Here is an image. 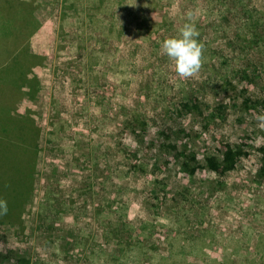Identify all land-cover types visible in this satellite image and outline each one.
I'll use <instances>...</instances> for the list:
<instances>
[{
	"label": "rangeland",
	"instance_id": "374dc122",
	"mask_svg": "<svg viewBox=\"0 0 264 264\" xmlns=\"http://www.w3.org/2000/svg\"><path fill=\"white\" fill-rule=\"evenodd\" d=\"M21 1L37 24L0 25V68L30 42L44 54L40 151L21 217L0 222V264H264V0H0V13ZM185 23L202 56L182 78L161 43ZM224 145L243 153L221 175L206 160Z\"/></svg>",
	"mask_w": 264,
	"mask_h": 264
},
{
	"label": "trees",
	"instance_id": "16d2710c",
	"mask_svg": "<svg viewBox=\"0 0 264 264\" xmlns=\"http://www.w3.org/2000/svg\"><path fill=\"white\" fill-rule=\"evenodd\" d=\"M25 4L26 2L21 1V7L17 9L16 12H7L9 16H6L5 13L1 11L0 20L2 24L0 25L2 29L7 31L8 35H13L15 33L17 30L16 22L19 20L26 22L27 27L37 24L36 18L33 17V10L27 8L23 12L22 9L23 7L25 8ZM12 6L13 5H10L9 7ZM243 9L250 20L258 18L254 24H252V28L255 29L262 26L259 23L261 21L259 18L263 17L260 12L249 6H245ZM250 15L253 16L250 17ZM243 39L246 40L248 37L245 36ZM35 59L40 62L43 58L39 55L32 54L29 50V45H25L18 49L8 59L9 61L0 68V74L3 75V80H0V83L10 80V77L17 79V82L10 83H25V77L30 71L29 63H27L26 60L33 61ZM31 65H33V62ZM34 88L35 86H32V90H34ZM189 103L185 104L184 107L187 111L191 112L192 108ZM194 107L196 108L197 106L194 105ZM218 109H220V107L213 108L209 111L207 116H204V114L200 112V115L205 119V128H208L211 122L216 121L218 118V113H216ZM220 112L219 110V113ZM20 121L21 120L16 121L5 118L3 114H0V200L7 202L8 209L6 214L0 215V220L5 221H0L1 223L17 221L21 217L29 193L34 187L35 169L37 167L40 150L39 146L32 144V142L36 141L38 136L24 119ZM17 140H19L21 144H18ZM224 146L225 151L222 159L212 156L208 157L206 160L208 168L221 175L232 171L240 158V154L243 153L241 148ZM261 151H263L262 154L264 155V149ZM181 156L183 157L181 158L183 160V162H181L183 171L194 175L199 168L197 165L191 166L190 164V162L195 163L197 160L195 153H188L187 148L183 147ZM15 174H17V179L13 177ZM222 263L229 264L230 261ZM17 264H32V262L28 258L21 257L18 259Z\"/></svg>",
	"mask_w": 264,
	"mask_h": 264
},
{
	"label": "crops",
	"instance_id": "0c3cea01",
	"mask_svg": "<svg viewBox=\"0 0 264 264\" xmlns=\"http://www.w3.org/2000/svg\"><path fill=\"white\" fill-rule=\"evenodd\" d=\"M38 31H36L37 33ZM35 33V34H36ZM33 39V38H32ZM32 42L29 44V50L32 54L34 55H39L43 59L38 62L36 59L35 60H26L27 63H29L30 71L27 73L25 79V83L19 82L18 84H13L17 82L16 78L10 77V80L0 83L2 85L0 86H12L14 87L15 90H17V98H15V101H6L2 102L0 100V114H3V117L5 118H10L12 120H21L24 119L25 122L29 124V127H31L35 133L37 134L38 138L36 141H33L32 144L38 145L39 146V129H38V122H37V115L36 111L39 109L37 104L39 103V95L38 93H41L43 91L42 86H43V81L41 76L37 73V67H40L44 65L46 62L45 57L43 56L44 54H39L38 52H34L32 45ZM33 62V65H31ZM2 74H0V80L2 79ZM13 82V83H10ZM32 87L35 86L37 88L36 90H31V93L29 96H25V87ZM24 91V92H23ZM16 95V94H15ZM19 98V99H18ZM17 107H19V111L17 112ZM19 113V114H18ZM22 118V119H21ZM20 121V122H21ZM32 138V137H30ZM18 144H21L19 140H17Z\"/></svg>",
	"mask_w": 264,
	"mask_h": 264
},
{
	"label": "clouds",
	"instance_id": "9594fccd",
	"mask_svg": "<svg viewBox=\"0 0 264 264\" xmlns=\"http://www.w3.org/2000/svg\"><path fill=\"white\" fill-rule=\"evenodd\" d=\"M198 37L195 26L185 23L178 36L167 38L161 43V51L173 62L175 71L182 78L191 77L200 70L202 46ZM256 120L258 126L264 128V114L258 115ZM7 210V202L0 200V215L6 214Z\"/></svg>",
	"mask_w": 264,
	"mask_h": 264
}]
</instances>
